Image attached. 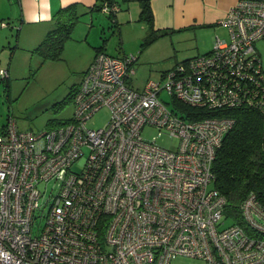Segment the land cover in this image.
Instances as JSON below:
<instances>
[{
    "label": "built area",
    "instance_id": "2783aa9c",
    "mask_svg": "<svg viewBox=\"0 0 264 264\" xmlns=\"http://www.w3.org/2000/svg\"><path fill=\"white\" fill-rule=\"evenodd\" d=\"M101 11L115 23L120 6L106 0ZM218 25L227 39L216 36L211 51L175 63L142 89L128 84L136 55L97 52L72 91V117L60 126L23 131L7 117L0 264H264V203L249 194L244 227L233 223L212 171L235 122L228 113L246 108L264 117L255 48L264 40V0H237ZM102 108L107 122L88 127ZM146 126L176 145L145 140Z\"/></svg>",
    "mask_w": 264,
    "mask_h": 264
},
{
    "label": "rangeland",
    "instance_id": "374dc122",
    "mask_svg": "<svg viewBox=\"0 0 264 264\" xmlns=\"http://www.w3.org/2000/svg\"><path fill=\"white\" fill-rule=\"evenodd\" d=\"M119 12L125 14L128 11ZM92 16L90 27L86 28L83 24L90 23V15L85 14L72 32V39L85 40L87 37V43L66 41L61 59L43 61L28 51L20 53L24 57L13 59L9 78L0 79V129L8 116L15 118L20 130L32 132L48 130L69 120L73 113L72 91L82 80L80 67L94 53L93 45L101 46L100 51L103 49V52L114 57L136 55V74L128 84L142 89L147 79H158L175 63L211 51L216 35L227 39L226 27L218 25L216 30L211 27L212 32L210 29H199L197 36H181L182 33L163 35L146 45V32L136 17L123 23L125 25H115L113 18L102 11H96ZM0 22L11 25L7 20ZM11 29L12 33L6 31L15 37L17 31ZM89 41L91 44H88ZM255 48L264 66V40L256 42ZM6 57L4 54L0 58V67L3 66L1 62H9ZM163 97L168 101L171 99L166 92ZM109 116V110L102 108L88 120L87 125L93 129L101 128ZM142 137L148 141L155 137L157 144L167 148L177 143L176 139L164 133L158 136V130L150 126L144 127ZM191 262L187 258H177L172 264Z\"/></svg>",
    "mask_w": 264,
    "mask_h": 264
},
{
    "label": "crops",
    "instance_id": "0c3cea01",
    "mask_svg": "<svg viewBox=\"0 0 264 264\" xmlns=\"http://www.w3.org/2000/svg\"><path fill=\"white\" fill-rule=\"evenodd\" d=\"M117 2L120 11L127 10L128 12L125 14L118 12L114 16L115 25H125L123 23L135 17L139 19L142 10L141 0H117ZM236 2L237 0H149L153 29L156 32H167L165 36L182 33L181 36L187 37L197 36L199 29H210L209 31H211V27H214L216 30L219 28L218 21ZM96 3L97 0H0V20L11 22L10 26L7 24V27H0V58L4 54L7 59L9 58L7 64V60L1 62L3 66L0 69L7 70L9 78L13 59L24 57L20 55L22 51H28L31 54V50L44 39L50 30L55 28L53 16L61 8L77 4L80 12L85 13L86 16L90 15V23L83 22L86 28L90 27L92 14L96 12L91 9ZM141 24V28L146 32L144 33L145 37L148 27L146 23L142 22ZM10 27L17 31L15 37L9 34L12 33ZM87 31L90 30L87 29ZM85 40L69 39V41H78L79 43L85 42ZM88 44H91L90 41ZM100 47L92 46L94 53L92 52L87 62L80 67L82 76L96 53L103 52V49H101L102 51L97 50Z\"/></svg>",
    "mask_w": 264,
    "mask_h": 264
},
{
    "label": "trees",
    "instance_id": "16d2710c",
    "mask_svg": "<svg viewBox=\"0 0 264 264\" xmlns=\"http://www.w3.org/2000/svg\"><path fill=\"white\" fill-rule=\"evenodd\" d=\"M104 1L106 0H97L91 10L101 11ZM108 1L118 4L117 0ZM141 1L139 20L148 27L145 36V44L148 45L167 32H156L153 29L149 0ZM83 15L85 13L80 12L77 4L59 9L53 16L55 28L45 35L31 53L38 55L43 61L61 59L65 43L72 38L73 29ZM228 114L235 122L216 151L212 166L214 186L226 200L225 217L244 227L241 204L246 197L253 193L257 200L264 203V117L257 111L246 108L235 109ZM200 117L202 115L185 116L189 120Z\"/></svg>",
    "mask_w": 264,
    "mask_h": 264
}]
</instances>
